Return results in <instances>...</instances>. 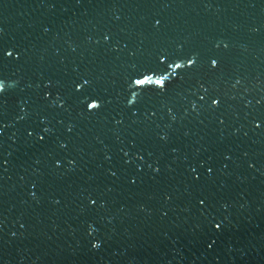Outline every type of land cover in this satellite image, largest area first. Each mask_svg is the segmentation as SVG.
I'll return each instance as SVG.
<instances>
[{
	"label": "water",
	"instance_id": "1",
	"mask_svg": "<svg viewBox=\"0 0 264 264\" xmlns=\"http://www.w3.org/2000/svg\"><path fill=\"white\" fill-rule=\"evenodd\" d=\"M0 47V264H264V0H0Z\"/></svg>",
	"mask_w": 264,
	"mask_h": 264
},
{
	"label": "snow or ice",
	"instance_id": "2",
	"mask_svg": "<svg viewBox=\"0 0 264 264\" xmlns=\"http://www.w3.org/2000/svg\"><path fill=\"white\" fill-rule=\"evenodd\" d=\"M160 20H156L155 22V25L154 27L158 26L160 24ZM158 29V28H157ZM104 40L107 41L110 39V37L108 35H105L104 37ZM217 47H220L219 44L216 45ZM223 47L225 49H227L229 47V45L227 43H224L223 44ZM17 51L15 49H8L6 47H0V63H5L10 60V59H14V60H19L20 59V56L17 54L14 56V53H16ZM163 56V53L160 54V56L158 57V59L160 60L161 63H163V60L160 59V57ZM208 63L210 64V68L211 69H216L217 68V65H218V58L215 57V56H209L208 58ZM183 60L185 61V67H186V70H197L199 67V61H200V53L198 52H185L184 55H183ZM176 67L177 68H180L182 67L181 64H176ZM81 79H83V82L84 84H89L90 81L88 80V78H85V77H82ZM132 82H134L136 85L138 86H143L146 82H150V77H145V78H135L133 80L132 77L129 78ZM239 82V81H237ZM155 83L157 85H161L162 82L160 80H156ZM196 83L199 84V88L200 89H203V95H200L199 96V100L200 101H205V102H208L210 101V103L208 104V107L209 109L215 111L216 109H218L221 105V97L219 95H209V88L208 87H204V82L203 80H197ZM73 89H74V93L75 94H80L79 93V88H80V82L79 81H74L73 82ZM5 92V87H4V84H3V80L0 79V94H3ZM51 95V92L49 91V86L48 85H44V91L40 97V99L42 101H48V96ZM62 97L58 96L56 97V99L54 101H52L48 106L50 107H57V104L59 102V100L61 99ZM95 99V97L93 98ZM129 103H132L131 101H129ZM85 107L87 109H97L99 110L101 108V105L100 104H97V103H88V102H85ZM59 108H64V105L63 104H59ZM145 112H151V115L155 116L156 115V112L153 108H145L144 109ZM21 111H24V108H21ZM7 114V112H4L2 114H0V133H2V130L4 128L7 127V124L4 123L3 121V116H5ZM91 114V113H90ZM20 119H24V117H20ZM123 121L122 120H116V123H122ZM219 123L220 124H223L224 123V120L223 119H219ZM264 125V119H261L258 123L256 122L255 123V127L257 129L261 128V126ZM50 131L49 128H45L44 129V133L45 135H38V139L39 141L43 142L46 138V134ZM69 132L72 131V128L69 127L68 129ZM34 135V130L33 131H27V136L31 137ZM159 139L161 141H166V136H160ZM67 145L64 144V143H61L60 144V148H66ZM130 154L128 152H125L124 153V156L125 157H128ZM109 159H111V157H109ZM136 159L137 160H144L145 157L142 153H137L136 154ZM6 163V161H2L0 160V165ZM124 163L125 164H129L131 163V161L129 159H125L124 160ZM54 164L57 168H60L61 167V161L60 160H56L54 161ZM249 167H253V165L250 163L249 164ZM149 168L155 172V173H159L160 171V168L159 167H154L153 165H149ZM212 169L209 168L208 169V172L211 173ZM197 170L195 168L192 169V176H193V179L194 181L198 182L200 180V176L196 174ZM110 174L112 176H116V172L115 171H112L110 172ZM133 184L136 183L135 180H132L131 181ZM33 195H35V193H33ZM57 203H59V201H57ZM89 204L91 206H95L96 205V200L95 199H92L91 197L89 198ZM198 204L203 207L205 204H206V199L204 197H200L198 198ZM210 227L215 230V231H220L222 229V226H223V222L222 221H216L215 219H212L210 222ZM91 235V233H89ZM216 244V241L214 239H209L208 243L206 244V247L211 250ZM100 247H102V242L101 241H97V240H94L91 242V248L93 249H99Z\"/></svg>",
	"mask_w": 264,
	"mask_h": 264
}]
</instances>
